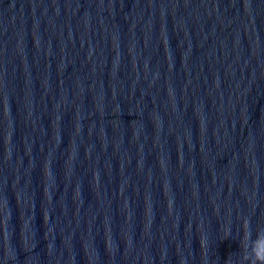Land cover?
<instances>
[{
    "label": "water",
    "instance_id": "1",
    "mask_svg": "<svg viewBox=\"0 0 264 264\" xmlns=\"http://www.w3.org/2000/svg\"><path fill=\"white\" fill-rule=\"evenodd\" d=\"M264 228V0H0V264H247Z\"/></svg>",
    "mask_w": 264,
    "mask_h": 264
},
{
    "label": "clouds",
    "instance_id": "2",
    "mask_svg": "<svg viewBox=\"0 0 264 264\" xmlns=\"http://www.w3.org/2000/svg\"><path fill=\"white\" fill-rule=\"evenodd\" d=\"M242 227L241 261H246L247 264H264V228L257 229L255 238H252L247 219L244 220Z\"/></svg>",
    "mask_w": 264,
    "mask_h": 264
}]
</instances>
